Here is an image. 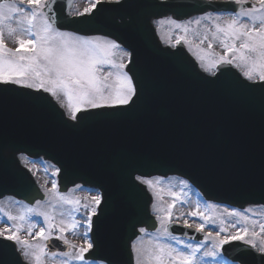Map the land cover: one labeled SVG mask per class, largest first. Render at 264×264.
Instances as JSON below:
<instances>
[{"label": "water", "instance_id": "1", "mask_svg": "<svg viewBox=\"0 0 264 264\" xmlns=\"http://www.w3.org/2000/svg\"><path fill=\"white\" fill-rule=\"evenodd\" d=\"M73 3L52 6L63 30L122 43L133 54L129 67L142 83L141 99L131 108L88 110L71 121L48 94L0 85V199L44 201L18 156L51 161L61 169V192L77 185L101 191L91 233L94 249L86 259L109 257L113 264H134L131 244L139 229L158 228L152 196L136 176L179 175L207 200L242 209L264 205V87L231 66L222 67L223 75L205 76L182 44L175 50L162 47L153 25L169 16L183 21L232 12L234 6L122 0L98 5L91 16L71 17ZM173 234L203 239L177 224ZM48 249L68 251L57 240L49 241ZM224 254L240 264H264V256L241 242L225 245ZM0 264L25 263L11 242L0 241Z\"/></svg>", "mask_w": 264, "mask_h": 264}, {"label": "snow or ice", "instance_id": "2", "mask_svg": "<svg viewBox=\"0 0 264 264\" xmlns=\"http://www.w3.org/2000/svg\"><path fill=\"white\" fill-rule=\"evenodd\" d=\"M59 2L60 0H0V85H16L33 89L37 93H47L67 109V115L72 121L78 120V114H86L91 109H127L135 106L141 99L143 86L137 74L129 67L133 63L132 52L124 50V45L118 43L117 39L80 35L77 31L63 30L52 7ZM105 2L113 0H92L90 6L77 12V15L91 16L97 6ZM114 2L120 3V0ZM225 2L234 6L230 13L231 19H225L222 14L206 12L194 21L196 25L207 21L203 39L207 40L208 33L211 32L214 39H220L225 50L224 55H218L216 59L201 66L213 76L217 72L223 75V66H233L241 70L246 80L259 82L264 87V0ZM170 22L185 33L189 30L184 22ZM6 30L9 36L14 37L16 48H11L6 43ZM184 39L185 37H178L176 43L180 44ZM118 52L120 55L117 57ZM200 59L204 60V57ZM103 65L110 66L111 70L101 75ZM62 96L66 101L61 99ZM20 160L25 166L29 164L26 155L22 154ZM60 171V168H55L53 175L57 176ZM137 179L149 185L153 183L151 179ZM181 184L184 188L189 187L188 180H182ZM45 191L51 201L47 210L40 207V201H36L35 206H26L18 216L0 208V213L6 218L3 222H11L9 227L0 228V241L11 242L25 264H44L45 256L55 258L58 255L64 257L59 264H83L86 261L85 254L94 249L93 241L86 239L83 244L78 245L66 239L64 233L72 231L75 234V230L83 227V235L87 237L93 229V217L98 214L103 195L97 190V195L81 204L79 198H71L61 192L55 179L52 187ZM169 194L173 196V202L164 210V215L157 216L159 228L156 229V235L147 244L142 240L132 243L134 264H206L205 257H222L225 245H231L234 241L242 242L264 256V222L253 218L264 213L253 212L252 208L241 211L233 207L231 210L225 208L222 213L206 214L200 210L201 203L197 200L196 210L187 215L199 218L202 222L191 224L184 219L182 227H194L197 233H204V236L203 241L191 243L173 234L174 222L184 216L181 213L174 217L173 207L177 202H188L183 195V188L180 193ZM204 204L206 207H218L208 200ZM64 205L72 206L68 213L70 223L66 225L64 220L59 224L54 223L55 210L57 207L63 208ZM81 208L85 209L81 213L84 216L82 223L75 218V213H80ZM33 215L43 217L42 222L47 226V231L40 228L35 236L47 242L52 239L53 230L57 229L59 236L56 238L67 246L68 251L48 252L45 243L22 238L20 233L24 223ZM60 215L64 213L61 212ZM229 217L236 218L230 226L235 231H230L226 226ZM206 226H218L219 230L215 233L205 232ZM256 226L259 231L255 230ZM35 227V224L28 225L29 235ZM146 231L145 228L139 229L141 233ZM208 241L211 242V247L205 246L204 242ZM91 264H113V261L109 257H102ZM224 264L228 262L225 261Z\"/></svg>", "mask_w": 264, "mask_h": 264}, {"label": "rangeland", "instance_id": "3", "mask_svg": "<svg viewBox=\"0 0 264 264\" xmlns=\"http://www.w3.org/2000/svg\"><path fill=\"white\" fill-rule=\"evenodd\" d=\"M114 1V0H113ZM92 0H76L74 4V8L72 10V15L78 16L77 12H82L84 8L89 7ZM252 2H256V0H252ZM223 17L225 19H231L230 14H223ZM196 18L190 20L193 21L192 23H186L187 28L189 29L187 33H185L182 29L177 28L175 24L171 23V19H165L160 20L159 22H156L157 31L159 33V36L161 37V40L163 41V44L169 45L171 47H175L177 45L176 41L178 37H185L182 42L186 45L187 49L196 57L197 61L199 62L200 66L202 64H207L208 61L216 59L218 55H224L225 50L223 49L220 39H214L211 35V32L208 33V39L204 40V34H205V25L208 23L207 21H202L201 24L196 25L194 23ZM13 26H15V23H13ZM208 27L215 31L214 27L210 24H208ZM5 39L6 43L11 48H16L17 44L15 42L14 37H11L8 35L7 30L5 31ZM209 44H211V47H209ZM239 45V42H238ZM120 55V53H117V57ZM200 57H204V60H201ZM125 62L127 63V59H125ZM202 67V66H201ZM102 71L101 75L106 74L108 71H110V66L103 65L101 66ZM203 68V67H202ZM204 69V68H203ZM240 70V69H239ZM241 71V70H240ZM209 73V72H208ZM211 74V73H210ZM62 100L66 101V98L63 96L61 97ZM61 105V104H60ZM67 110V109H66ZM33 172L38 174V178L42 183L43 189H50L52 187V182L55 179L56 176L53 175L55 172V168L45 165L42 162L33 164L29 163L27 165ZM149 180V179H145ZM153 181L152 185H149L145 183L151 190L153 196H154V203L153 205H156V208L154 210L155 216H162L164 215V210L167 209V206L173 202V196L170 195V192L180 193L181 189L183 188V195L187 197L188 202L187 203H180L177 202L175 206L173 207V215L179 216L181 213H184V216L177 222L179 224L183 225V220L187 219L189 223L191 224H198L202 221L199 218H192L189 217L187 214L191 211L196 210L195 209V201L199 200L201 203V211H204L206 214L211 213H222L225 208L223 206L218 207H211V206H205L203 199L198 195L196 191L193 190V188L189 185V187L184 188V186L181 184L182 180H179L178 178H169V179H162L159 178H151ZM71 198H79L80 203L84 204L87 203L90 199V197L97 195V193L92 191H82L81 189H78V191H70L66 193ZM48 195V201L47 202H41L40 207L44 210H47L50 208L51 201H49V194ZM36 204V203H35ZM35 204L33 206H35ZM28 206L27 204L20 203L15 200L11 199H5L0 202V208H3L4 211L11 212L13 215H20L22 214L24 208ZM231 210L232 208H228ZM248 209V208H247ZM72 210V206L70 205H64L63 208L57 207L55 210V220L54 223L59 224L61 220H64L67 223H70V218L68 216V213ZM253 212L256 213H264V208H253ZM244 211V210H243ZM63 212L64 215H60V213ZM85 212V209L81 208L80 213H75V218L77 220H80L81 223L83 222L84 216L81 214ZM247 215L251 216L252 213H246ZM254 219H258L261 222H264V215H258L254 216ZM236 218H227L226 226L229 227L230 231H235L236 229L231 228V224L235 222ZM6 220L5 217H3V214L0 213V228L9 227L10 223L3 222ZM43 217L33 215L30 220H26L24 223L23 231L20 233L22 238H26L29 240H35L39 243H45V241H41L40 238L35 236V233L40 230V228H45L47 231V226L43 222ZM19 223V221H17ZM29 224H35L36 227L32 230V234H28V225ZM65 225V226H66ZM239 227V225H238ZM251 228V225H249ZM194 228V227H193ZM195 229V228H194ZM218 226H206L205 232L211 231L215 233L218 231ZM256 231H259L258 226L255 228ZM85 232V229L83 227L75 230V234L72 231H66L64 233L66 239L72 241L75 244H83L86 239H89V233L88 236L85 237L83 233ZM204 235V233H202ZM156 235V232L153 234H147L143 233V235L137 239L136 242L142 240L145 244ZM221 235H224V233H221ZM53 236H59V232L57 229L53 230ZM186 242L195 243L189 240L184 239ZM206 247H211V242H204ZM203 251V250H202ZM199 255V254H198ZM44 264H59V261L64 259L62 256H57L55 258L51 256H45L44 258ZM204 261L206 264H224L225 261L228 262V264H233L226 260L223 256L212 258V257H205ZM34 264V262H33ZM83 264H91V262H83Z\"/></svg>", "mask_w": 264, "mask_h": 264}]
</instances>
